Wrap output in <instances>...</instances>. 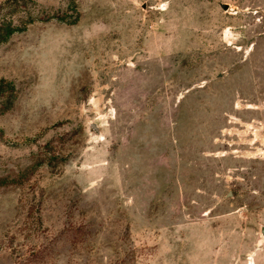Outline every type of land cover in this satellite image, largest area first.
Returning a JSON list of instances; mask_svg holds the SVG:
<instances>
[{
    "label": "rangeland",
    "instance_id": "1",
    "mask_svg": "<svg viewBox=\"0 0 264 264\" xmlns=\"http://www.w3.org/2000/svg\"><path fill=\"white\" fill-rule=\"evenodd\" d=\"M0 264H264V0H0Z\"/></svg>",
    "mask_w": 264,
    "mask_h": 264
},
{
    "label": "water",
    "instance_id": "2",
    "mask_svg": "<svg viewBox=\"0 0 264 264\" xmlns=\"http://www.w3.org/2000/svg\"><path fill=\"white\" fill-rule=\"evenodd\" d=\"M223 8L228 9L229 8L228 4H223Z\"/></svg>",
    "mask_w": 264,
    "mask_h": 264
}]
</instances>
